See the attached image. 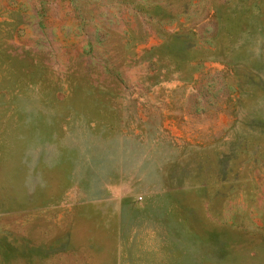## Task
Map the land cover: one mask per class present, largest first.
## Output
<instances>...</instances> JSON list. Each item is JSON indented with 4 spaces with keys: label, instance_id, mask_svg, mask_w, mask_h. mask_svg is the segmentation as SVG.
I'll return each mask as SVG.
<instances>
[{
    "label": "rangeland",
    "instance_id": "obj_1",
    "mask_svg": "<svg viewBox=\"0 0 264 264\" xmlns=\"http://www.w3.org/2000/svg\"><path fill=\"white\" fill-rule=\"evenodd\" d=\"M0 264H264V0H0Z\"/></svg>",
    "mask_w": 264,
    "mask_h": 264
}]
</instances>
